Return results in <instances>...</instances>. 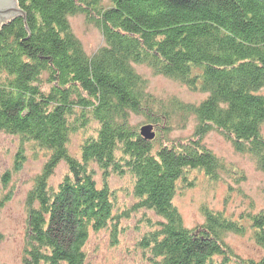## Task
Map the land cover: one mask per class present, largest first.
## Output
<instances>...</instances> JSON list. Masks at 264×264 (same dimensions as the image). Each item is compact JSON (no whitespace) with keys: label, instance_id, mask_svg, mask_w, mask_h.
Masks as SVG:
<instances>
[{"label":"rangeland","instance_id":"rangeland-1","mask_svg":"<svg viewBox=\"0 0 264 264\" xmlns=\"http://www.w3.org/2000/svg\"><path fill=\"white\" fill-rule=\"evenodd\" d=\"M17 1L26 13L28 38L36 31L54 41L55 20H60V29L67 31L56 29L58 35L66 41L69 34L68 43L77 46L82 55L75 51L66 60L89 80L72 76L69 65L41 56L45 63L35 64L34 78L26 77L24 86L18 85V98L13 96L17 103L7 109L5 94L17 92L15 65L34 61L27 55L32 48L26 47V41L19 43L20 32H27L22 14L0 26V54H4L0 57V264H176L171 263L172 257L184 260L172 250L175 243L169 242L174 239L172 225L193 239H203L207 234L216 242L218 250L211 256L201 255L202 264H261L264 144L255 138L264 140V118L256 124L257 131L244 124L251 134L258 135L249 141L209 122L211 129L203 132L195 112L185 117L183 111L189 109L182 110L181 105L202 106L212 97L210 91L200 90L199 82L198 89L191 88L185 76L170 74L163 65L164 71L158 70L159 64L150 61V54L132 48L124 58L115 54L111 32L130 36L122 27L106 23L117 8L115 0H70L74 4L70 9L64 1L67 7L63 12H59L56 0ZM43 45L56 51L54 56L58 57L57 44ZM155 50L151 53L158 55ZM59 51L62 56L63 50ZM102 53L110 55L109 59ZM257 61L263 68L262 60ZM113 62L120 69L127 65L157 102L148 106L146 98L143 107L117 108V104L110 106L111 96L102 106L90 87L114 83L113 74L99 76ZM209 70L213 68L209 66ZM192 73L197 79L206 76L202 66ZM29 84L51 95L67 94L69 102H50V106L41 102L39 111L47 114L36 119L39 115L30 112L29 99L24 102L33 96L27 93L33 88ZM123 84L128 83L124 80ZM262 84L259 93L253 95L264 98ZM122 90L121 97L132 93L130 88ZM157 114L162 116L155 122L152 117ZM55 116L61 121L52 124ZM138 140L150 143L143 157L134 150ZM196 149L200 156L206 151L218 158L219 167L212 174L191 160ZM164 154L177 162L185 158L186 165L191 163L195 169L191 165L181 169L174 191L163 203L139 188L145 178L136 172V166L153 161L162 168ZM87 182L94 185L87 186ZM73 184L77 194L70 196L68 188ZM105 201L108 210L103 209ZM65 208H69L66 214ZM181 248L186 249V244Z\"/></svg>","mask_w":264,"mask_h":264},{"label":"trees","instance_id":"trees-1","mask_svg":"<svg viewBox=\"0 0 264 264\" xmlns=\"http://www.w3.org/2000/svg\"><path fill=\"white\" fill-rule=\"evenodd\" d=\"M56 1L58 2L57 6L60 7L59 12H63L67 7L66 4H63L64 1L70 4L69 9L73 8L74 5L70 0V2L68 0ZM115 2L117 8L114 12L110 13L112 16L106 20V23L109 22L114 28L122 27L125 32H130L131 36H116L111 32L110 43H113L114 47L112 48H115V54L117 53L118 57L124 58L125 52H131L130 48L144 55L150 54V56H152L150 61H156L159 64L158 70L164 71L160 67L163 65L166 69H169L170 74L179 77L185 76V81L191 88L196 89V83L199 82L197 85L200 90L204 88L206 91H210L212 97L207 100L209 102L206 101V104L204 103L202 106L197 107L184 103L189 107L188 108L181 105L182 110L189 109V111H183L185 117L195 112L194 114L199 121V127L201 128L202 126L203 132L205 130H207V133L209 132L208 129L210 127L207 126L209 122L215 124L214 127L232 133L239 139H244V141H249L258 137L257 133L251 134V129L256 127L255 130L257 131L258 123L262 122L264 118V98L261 95H253L259 93L260 89L263 87L262 83H264V0H144V4H138L136 0H115ZM134 6H136V8H134ZM55 22L56 25L54 26L57 27L56 29H58V31H65L66 33L67 30H65V28L64 30L60 29L63 28L62 25H59L60 20H55ZM213 25L215 26L213 27ZM56 29L55 42L50 39L48 35L41 36L36 31L35 34L33 33L31 35L34 36V38H31V36L28 38L27 32L24 33L25 30L20 32L23 33L21 37H23V41H26V47L29 46V49L32 48L27 55L34 63L20 61V63L15 65V71L18 77L17 87H15L17 92L5 94L4 100L9 102L6 107L7 109H12L17 103V101L13 102L15 101L13 96L18 98V89L20 88L18 85L22 84L23 87L27 81L25 79L26 77H31V79L34 78L32 75L33 72H35V64L38 66V63H45V60L42 61V57L45 59L48 58L47 60H50L49 62L56 64L63 62L62 65H66V67L69 65L71 70L70 74L75 77L79 76L85 81L86 75H81L79 70H76V67L70 66L72 63L71 60L68 62L66 60L74 54L75 51L76 54L82 56L80 51H78L79 48L76 49L77 46L68 43L71 40L68 39L70 38L69 34L65 37L68 40L66 39V41H64L61 39ZM209 29L211 30L209 31ZM50 41H52V43ZM43 42H47L50 45H54V43L57 44V51L59 52L58 57L54 56L56 51L51 48L46 50L47 47L43 45ZM241 43L245 44L242 45ZM3 44L5 45V43ZM59 49L63 50V52H61L62 56L59 55ZM151 49H158V55L152 54ZM102 55L109 59L108 56L110 55H105L104 53H102ZM0 57H4V54H0ZM60 57H63V59H60ZM108 59L106 60L108 61ZM256 59L262 60L260 62L263 68L257 66L259 61L256 62ZM207 63L210 64L208 67L206 66ZM109 65L110 64L104 67L99 76L102 78L103 73L113 74L115 75L114 83L108 81L106 85L99 86L97 89L90 87L94 96L96 95V98L97 95L99 96L98 102H101L102 106H104L105 100H109L111 96H114V99H112L110 106L113 107L117 104L115 106L117 108L125 106L126 109L132 105H134L135 108L143 107L144 103H146V98H148V106L153 102H157L156 98L146 93V86H144V83L137 77H134L136 74L130 71L131 69H129L127 65L121 69L114 62L111 67ZM201 66L206 76L204 79H197L192 72ZM209 66L213 68L212 71L209 70ZM112 68L117 71L114 72ZM190 75L191 78H189ZM86 77L89 80V76ZM124 80L128 84L124 85ZM29 86L33 87V85L31 86L30 84ZM34 88L35 87L30 89V92H27L33 94V96L25 98L24 102L29 99L27 105L30 108V112L34 113L37 111L39 115L36 119H43L44 115L47 114L46 111H39L41 102L46 101L50 106V102L62 104V101H66L68 98L67 94L59 95L57 92L58 94L55 93L51 95V93L42 92L41 90L39 91V89L35 90ZM121 88H130L133 94L128 93L129 97H121V92L123 91ZM36 91L39 95L35 93ZM39 99H41L40 102ZM68 102L69 101L63 103L68 104ZM19 106H21V104ZM44 106L47 108L48 104H44ZM34 108H37V110ZM23 109L21 108V110ZM161 116L162 115L157 114L152 118L155 122H158L156 119ZM228 116L232 117L228 118ZM244 118L247 121H245ZM60 121L61 119L59 116H55L52 120V124L54 122L59 123ZM245 123L248 124L251 129L247 127L245 129ZM255 139L264 144L262 138ZM51 143L54 142L51 141ZM254 144L256 143L254 142ZM192 145L195 144L192 143ZM149 146V142L138 140L134 144V150L137 152L136 155L138 157H143V155L149 151ZM262 152L263 151H260L261 154H263ZM199 154L200 152L198 153L197 149L194 150V154L191 156H194V158L191 160L196 162L195 165L199 167V169L202 168L203 170V168H205L212 174L211 172L213 169L215 170L216 167H219L218 158L206 151H203V156ZM161 159L164 163L162 168L154 166L155 162L152 161L147 163V165H142L141 163L137 165L136 172L138 171L140 175L143 174L145 178V182L140 183L139 188L150 192L155 198L160 199L164 203L163 200H166L168 195L174 191L175 180L177 179L176 177L180 175L181 169H190L191 166L195 169V166L191 163L186 165L185 158H181L177 162L167 154L162 155ZM100 160H102V158H100ZM175 165L178 167L174 168ZM86 184L87 186L94 185L88 182ZM76 190L77 185L73 184L72 187L69 186L68 192L70 194L71 191L70 196H72V194H77ZM99 196L102 197L103 194ZM67 204L68 203H65V205ZM68 209L69 208L64 209L65 214L66 211L69 212ZM103 209H109V205L106 201ZM64 213H61L60 216L64 217ZM60 223L62 224L61 220ZM211 224L214 225L215 221L211 222ZM170 228V233L174 239H170L169 242L173 241V243H175L174 249L172 250L184 260L180 262L179 259H176L178 258L176 256L175 259L172 257L171 263L192 264V262H195V264H202L201 255L211 256L218 250L216 242L211 240L207 234L203 235V239H193V237H189L188 233L181 230L177 225L175 228H173V225L170 226ZM191 241L193 245L190 244ZM184 244H186V249L181 248ZM261 264H264V261Z\"/></svg>","mask_w":264,"mask_h":264},{"label":"water","instance_id":"water-1","mask_svg":"<svg viewBox=\"0 0 264 264\" xmlns=\"http://www.w3.org/2000/svg\"><path fill=\"white\" fill-rule=\"evenodd\" d=\"M22 14L26 30H27V36H29L28 26H27V20H26V13L21 8L17 0H0V26L4 25L11 19L19 16ZM23 40V37H20L19 43Z\"/></svg>","mask_w":264,"mask_h":264},{"label":"bare ground","instance_id":"bare-ground-1","mask_svg":"<svg viewBox=\"0 0 264 264\" xmlns=\"http://www.w3.org/2000/svg\"><path fill=\"white\" fill-rule=\"evenodd\" d=\"M207 172H208V171H207ZM207 172H206V173H207Z\"/></svg>","mask_w":264,"mask_h":264}]
</instances>
